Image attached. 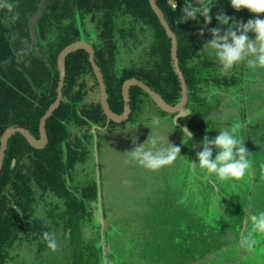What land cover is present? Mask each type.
<instances>
[{
  "label": "trees",
  "instance_id": "obj_1",
  "mask_svg": "<svg viewBox=\"0 0 264 264\" xmlns=\"http://www.w3.org/2000/svg\"><path fill=\"white\" fill-rule=\"evenodd\" d=\"M150 1L47 0L33 22L42 0H0V146L10 127L24 126L40 139L41 119L57 97L58 56L76 41H86L93 47L115 114L124 112L122 86L131 78L158 91L167 104H178L181 84L173 66L171 37ZM157 1L176 34L178 59L188 89V102L177 122L195 139L203 140L208 136L202 110L207 95L201 94L237 87L244 81L235 73H216L218 61L202 53L212 38L209 29H224L216 14L225 13L231 23L237 21L236 10L230 0H212L211 23L205 26L203 17H198L180 24L184 4L199 7L197 0ZM141 46L143 59L124 65L122 49L130 53ZM65 68L63 99L46 125L47 146L37 149L20 133L8 141L0 173V264H11V252L18 243H32L42 254L49 249L43 233L57 230H62L66 240V264H101L102 248L97 247V241L86 240L82 231L91 214L90 205L99 199L97 182L85 175L73 183L78 165L87 162L94 146L95 132L106 127L109 120L101 102L87 100L90 81L99 86L89 53L80 49L69 54ZM129 95L132 109L128 121L150 111L147 103L160 115L169 114L139 86H132ZM169 115L174 118L178 114ZM110 125L119 123L109 121ZM229 181L217 179V183ZM206 183L215 188L216 180L207 178ZM177 188L174 183L166 184L162 192L149 198L150 210L135 229L134 246L139 253L136 264H193L227 246L242 230L245 208L232 212L227 223L215 224L208 216L209 202L201 207L202 215L194 209V203L185 205L184 211L191 216L173 221L180 209ZM14 205L23 211L24 219ZM211 212L217 214L213 208Z\"/></svg>",
  "mask_w": 264,
  "mask_h": 264
},
{
  "label": "rangeland",
  "instance_id": "obj_2",
  "mask_svg": "<svg viewBox=\"0 0 264 264\" xmlns=\"http://www.w3.org/2000/svg\"><path fill=\"white\" fill-rule=\"evenodd\" d=\"M235 18V22L246 23L249 19H255L256 15L247 9H241L236 10ZM260 18L264 19V14ZM249 36L254 38V33H249ZM142 47L130 53L122 49L121 60L124 65L140 62L143 59ZM209 49L207 46L203 47V55L218 61L214 50ZM218 66L216 73H235L242 76L244 81L240 86L222 89L229 97L215 92L219 90L201 94L207 95L202 110L206 114L208 135L212 139L225 127L235 123L242 125L239 135L245 140V146L250 152V167L245 176L238 180L232 179L227 184L226 181L217 183V178L210 177L198 165L193 169L191 162H198L196 153L202 150L198 147L202 140L191 138L188 141L186 134L183 135V128L176 123L177 116H162L150 103L146 104L150 111L143 112L131 121L115 127L109 126L108 121L106 127L95 132L94 146L87 162L78 165L73 183L75 185L85 175L91 176L97 182L99 199L90 205L91 214L82 231L86 240H95L98 242L97 247L102 248L101 264L137 263L139 253L134 246L136 224L149 212V198H154L158 191L162 192L161 189L166 184L173 183L177 185L180 193L176 199L180 209L173 216V221L179 222L185 216H191L184 211L185 205L189 203H194V209L202 215L201 207L205 208L209 202L208 216L212 217L215 224L220 221L227 223L232 212L245 208V230L240 229L227 246L193 264H264V234L252 233L251 239L255 243L249 242L252 228L249 217L264 211V69H249L242 63L225 72ZM89 87L91 90L88 102H101L100 87L93 81H90ZM235 118L237 121H234ZM150 134L162 137L165 146L168 138L171 144L181 148V156L178 155L171 165L156 171L140 166L127 152L146 142ZM133 137L137 138L135 145L132 142ZM148 147L146 143L145 148ZM207 178L216 180L215 188L209 187ZM212 208L217 210V214H212ZM54 233L59 244L56 251L47 249L41 254L32 243H18L11 252V264H66L63 259L66 255L63 251L66 243L64 233L62 230Z\"/></svg>",
  "mask_w": 264,
  "mask_h": 264
},
{
  "label": "clouds",
  "instance_id": "obj_3",
  "mask_svg": "<svg viewBox=\"0 0 264 264\" xmlns=\"http://www.w3.org/2000/svg\"><path fill=\"white\" fill-rule=\"evenodd\" d=\"M197 4L199 7L193 3L184 4L181 9L182 15L179 17L180 24L188 20H197L198 17H203L205 26L211 23L210 13L214 6L212 0H197ZM230 4L237 11L247 9L255 14L256 18L249 19L246 23L235 21L230 23L231 17L223 12L217 13L215 19L219 24L224 25V29L221 31L218 26L209 29L212 38L206 42L205 46L214 50L222 71L227 72L242 63H245L249 69H264V19L260 18V15L264 14V0H230ZM6 6L12 7L11 4ZM249 33H254V38H251ZM241 127L240 123L225 127L212 139L205 135L201 144L198 145L202 148L196 153L198 162H191L193 169L198 165L210 177L214 176L220 181L243 178L250 167V152L245 146V140L239 135ZM182 132L183 135L186 134L188 141L193 136L187 128L182 129ZM136 139L133 137L134 145ZM146 143L149 145L147 149ZM214 149L215 158L213 159ZM180 153L181 148L171 144L168 138L167 146H165L162 137L151 134L146 142L127 152L133 161L149 171L171 165L178 155L181 156ZM249 219L252 225L249 242L254 244L255 240L251 239V234H264V211L251 214ZM43 239L49 249L53 251L58 249L59 244L54 232L45 231Z\"/></svg>",
  "mask_w": 264,
  "mask_h": 264
},
{
  "label": "water",
  "instance_id": "obj_4",
  "mask_svg": "<svg viewBox=\"0 0 264 264\" xmlns=\"http://www.w3.org/2000/svg\"><path fill=\"white\" fill-rule=\"evenodd\" d=\"M47 0H42L41 5H40V9L37 12L36 16L33 18V22H36L38 16L41 14L45 2ZM150 5L153 9V11L157 14L158 18L160 19L161 24L163 25V27L165 28L167 34L169 37H171V56H172V60H173V66H174V70L177 73L178 77H179V81L181 84V100L178 104L176 105H169L167 104L163 98L159 95L158 91H155L154 89H151V87L146 84L145 82L136 79V78H131L126 80L123 83L122 86V95L124 98V112L122 115H117L112 111V108H110L109 102H108V93H107V88L104 82V78H103V74L96 62L95 59V51L93 49V47L91 46V44H89L86 41H76L73 42L71 44H69L68 46H66L61 53L58 56V70L60 73V80H59V84H58V89H57V97L56 100L53 102V104L51 105V107L48 108V110L46 111V113L43 115L41 122H40V139H36L35 136L26 128L23 127H10L7 130H5L2 139H1V146H0V173L2 171L3 168V164H4V160H5V155H6V149H7V145H8V141L10 139V137L16 133H20L23 136H25V138L28 140V142L35 148L37 149H43L47 146L48 144V136H47V130H46V125H47V121L50 119V117L52 116L53 112L60 107L61 105V101L63 99V89H64V85H65V79H66V68H65V60L67 58V56L73 52H76L80 49H84L89 53V59L90 62L92 64L93 70L95 71V75L96 78L98 80L99 83V87H100V91H101V106L102 109L105 113V115L107 116L109 121H113L115 123H125L129 116H130V112H131V99H130V95H129V91L130 88L132 86H139L141 87L145 92H147L150 97L152 98V100L157 104V106L161 109H163V111L165 112H169V114H178L177 115V119L178 117L183 115V111H185V107L186 104L188 102V89H187V84L184 78V75L181 67H180V63H179V59H178V42H177V37L176 34L173 32V30L171 29L169 23L167 22V19L165 18V15L162 11V9L158 6V1L157 0H151L150 1ZM177 125L178 122L176 121ZM185 128V127H182ZM14 208L19 212V214L21 215L22 219H24V215L23 211L16 205H14ZM108 221V220H107ZM247 223V219L245 217L244 222H243V231L245 230V226Z\"/></svg>",
  "mask_w": 264,
  "mask_h": 264
},
{
  "label": "crops",
  "instance_id": "obj_5",
  "mask_svg": "<svg viewBox=\"0 0 264 264\" xmlns=\"http://www.w3.org/2000/svg\"><path fill=\"white\" fill-rule=\"evenodd\" d=\"M215 92H217V94H223V96H227V97H229V94H227V93H225L224 94V92H226V91H222V89L221 90H219V91H215ZM211 93H214V91L213 92H211ZM205 116H206V114H205ZM236 119V118H235ZM234 121H237V119L236 120H234ZM184 129V128H183ZM208 137H209V139H210V136L208 135ZM194 137L192 136V139H193ZM202 142V141H201ZM253 174V173H252Z\"/></svg>",
  "mask_w": 264,
  "mask_h": 264
},
{
  "label": "flooded vegetation",
  "instance_id": "obj_6",
  "mask_svg": "<svg viewBox=\"0 0 264 264\" xmlns=\"http://www.w3.org/2000/svg\"><path fill=\"white\" fill-rule=\"evenodd\" d=\"M128 121V120H127Z\"/></svg>",
  "mask_w": 264,
  "mask_h": 264
}]
</instances>
